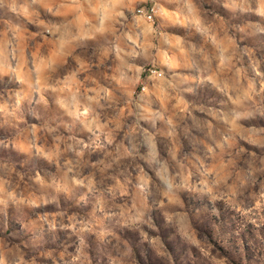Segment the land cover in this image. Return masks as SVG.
Segmentation results:
<instances>
[{
	"label": "rangeland",
	"instance_id": "374dc122",
	"mask_svg": "<svg viewBox=\"0 0 264 264\" xmlns=\"http://www.w3.org/2000/svg\"><path fill=\"white\" fill-rule=\"evenodd\" d=\"M0 264H264V0H0Z\"/></svg>",
	"mask_w": 264,
	"mask_h": 264
},
{
	"label": "built area",
	"instance_id": "2783aa9c",
	"mask_svg": "<svg viewBox=\"0 0 264 264\" xmlns=\"http://www.w3.org/2000/svg\"><path fill=\"white\" fill-rule=\"evenodd\" d=\"M136 14L147 21H151L155 14V7L153 5L141 6L136 9Z\"/></svg>",
	"mask_w": 264,
	"mask_h": 264
}]
</instances>
